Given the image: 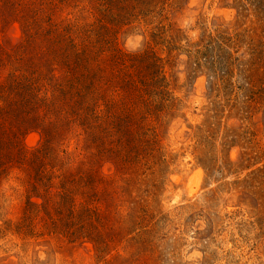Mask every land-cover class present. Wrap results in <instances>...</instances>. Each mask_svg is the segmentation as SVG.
Masks as SVG:
<instances>
[{"label": "rangeland", "instance_id": "obj_1", "mask_svg": "<svg viewBox=\"0 0 264 264\" xmlns=\"http://www.w3.org/2000/svg\"><path fill=\"white\" fill-rule=\"evenodd\" d=\"M0 264H264V0H0Z\"/></svg>", "mask_w": 264, "mask_h": 264}]
</instances>
